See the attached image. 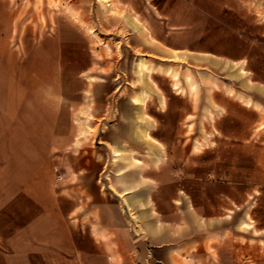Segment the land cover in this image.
I'll list each match as a JSON object with an SVG mask.
<instances>
[{"label":"crops","instance_id":"crops-1","mask_svg":"<svg viewBox=\"0 0 264 264\" xmlns=\"http://www.w3.org/2000/svg\"><path fill=\"white\" fill-rule=\"evenodd\" d=\"M93 2L99 28L81 31L79 68L0 77V264H264V104L220 90L212 71L245 60L243 31H264V0ZM10 3L0 0V31ZM96 35L117 75L92 74ZM179 61L208 67L209 81L195 75L189 91L168 75ZM205 84L215 104H202ZM187 126L193 139L179 136ZM202 126L216 133L208 146ZM93 127L92 144L79 139Z\"/></svg>","mask_w":264,"mask_h":264},{"label":"rangeland","instance_id":"rangeland-1","mask_svg":"<svg viewBox=\"0 0 264 264\" xmlns=\"http://www.w3.org/2000/svg\"><path fill=\"white\" fill-rule=\"evenodd\" d=\"M99 1L105 2L106 0ZM110 1L108 0V2ZM8 6L11 17L9 20L11 31H0V57L4 55V61H0V77L2 79L8 81L9 78L20 75L28 77L33 74L46 75L56 73L57 75L67 76L70 75L69 71H66L69 65L72 64L74 70H76L83 62L87 61L86 42L83 40L81 31H88L87 24L89 22L90 31H93V29L96 31L99 28L98 21L93 20L98 10L95 8L93 0H21L20 3L19 0H11ZM86 16H89L90 21L83 19ZM67 17H73V19H68ZM251 25H253L255 31H243L245 38L249 41L250 48L245 60L229 67L219 66L217 69L213 68L212 71L217 73L219 79L217 85L220 90L230 91L235 89L239 93L252 95L256 102L264 104V31H256L257 24L254 22H251ZM70 31L74 32L71 33ZM94 37L95 40L91 42V56L94 57L92 59V74L103 76L117 75V71L120 69L118 66H114L112 48L106 46L104 51L96 50V48H99L98 41L100 39L98 35ZM49 50L52 53L57 51L58 56L56 62H52L50 68L48 63L44 64L41 61ZM71 52L73 53L72 61L66 59L67 57L69 58ZM176 63L178 65L168 66L173 70V73L168 72V75L185 77L188 81L189 91L195 92L197 90V86L190 87L193 76L198 75L201 76L202 81H209L211 71L208 67L192 68L180 61ZM163 71L166 72V68ZM213 72L212 75L215 76ZM79 85L76 81L73 85L61 83L59 88H61L63 93L67 90L69 91L71 87L76 88ZM162 85L166 88L168 87L166 79L162 80ZM230 85L234 89L229 87ZM210 89V84H205V87L202 85L204 97L202 104L204 106L215 104L214 99L209 94ZM107 105L103 126L104 124H106L104 127L110 125L111 129H113L112 125L115 116L110 110L111 102L108 101ZM207 112L209 111L205 108L203 115L199 117V122L204 125L211 123L213 117ZM138 117V123H142L145 118L142 112L138 113ZM81 120V115L75 116V122L81 123ZM145 127L143 124H139L137 127V135L143 139ZM190 129V126H187V130L179 135L180 138L193 139L194 133ZM201 129L202 131L197 134L201 135L202 146H208L210 145L211 137L215 139L216 133L209 131L206 126H202ZM76 134L80 140L90 141L92 144L95 141V136L97 137L102 133L95 132V127H93L90 131H79ZM147 134L151 138V134ZM105 138L112 139V137ZM260 140L264 141V135L260 134ZM61 168L62 165L60 164L53 166L55 171H59Z\"/></svg>","mask_w":264,"mask_h":264}]
</instances>
